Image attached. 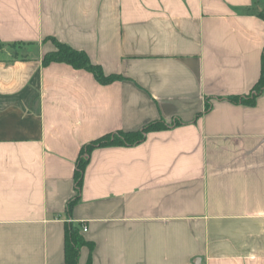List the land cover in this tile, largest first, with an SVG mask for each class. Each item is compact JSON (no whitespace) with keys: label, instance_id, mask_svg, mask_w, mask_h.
<instances>
[{"label":"crops","instance_id":"crops-1","mask_svg":"<svg viewBox=\"0 0 264 264\" xmlns=\"http://www.w3.org/2000/svg\"><path fill=\"white\" fill-rule=\"evenodd\" d=\"M259 14L264 0H0V264H65L67 224L94 245L79 264H264V93L229 101L260 79ZM49 38L123 80L44 65ZM156 122L92 152L68 211L83 147Z\"/></svg>","mask_w":264,"mask_h":264},{"label":"trees","instance_id":"trees-1","mask_svg":"<svg viewBox=\"0 0 264 264\" xmlns=\"http://www.w3.org/2000/svg\"><path fill=\"white\" fill-rule=\"evenodd\" d=\"M259 16L264 18V14H259ZM48 40L54 44L55 49L52 52L44 55V65H50L52 63H63L77 70H85L93 74L95 79L102 85H109L116 81L123 80V78L118 75H107L103 71L101 66L95 65L91 62L89 56L85 52L75 50L70 46L62 44L52 38H49ZM2 49L4 48L0 44V50L2 51ZM262 93H264V52L262 55L260 79L254 86L252 92L248 96L229 98V101L235 104L254 105L257 97ZM207 109H209V106H207ZM166 128L167 126L163 122H156L146 126L140 131H120L107 134L99 138L98 140L84 146L78 158L74 176L77 195L69 203L68 211H71L80 197L84 181V174L89 164L90 156L95 149L138 145L145 141L146 136L149 132L159 131ZM84 247H88L93 250L94 245L90 242H87L77 228H74L71 224H67L65 231V264H79L80 253L82 248ZM89 264H91V261Z\"/></svg>","mask_w":264,"mask_h":264},{"label":"rangeland","instance_id":"rangeland-1","mask_svg":"<svg viewBox=\"0 0 264 264\" xmlns=\"http://www.w3.org/2000/svg\"><path fill=\"white\" fill-rule=\"evenodd\" d=\"M16 48H17V47H15V50H17ZM9 50H12V49H9ZM24 58H25V57H24Z\"/></svg>","mask_w":264,"mask_h":264}]
</instances>
